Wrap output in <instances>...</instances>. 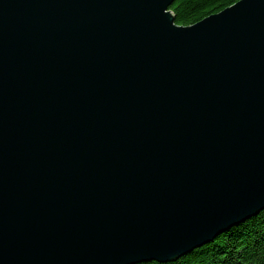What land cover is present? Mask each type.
<instances>
[{"label":"water","instance_id":"1","mask_svg":"<svg viewBox=\"0 0 264 264\" xmlns=\"http://www.w3.org/2000/svg\"><path fill=\"white\" fill-rule=\"evenodd\" d=\"M0 0V264L172 263L264 210V0Z\"/></svg>","mask_w":264,"mask_h":264},{"label":"trees","instance_id":"2","mask_svg":"<svg viewBox=\"0 0 264 264\" xmlns=\"http://www.w3.org/2000/svg\"><path fill=\"white\" fill-rule=\"evenodd\" d=\"M240 0H175L170 10L179 26H191ZM140 264H161L147 262ZM167 264H264V210L211 243Z\"/></svg>","mask_w":264,"mask_h":264},{"label":"rangeland","instance_id":"3","mask_svg":"<svg viewBox=\"0 0 264 264\" xmlns=\"http://www.w3.org/2000/svg\"><path fill=\"white\" fill-rule=\"evenodd\" d=\"M235 227H236V226H235ZM233 228H234V227H233ZM231 229H232V228H231ZM231 229H230V230H231ZM228 231H229V230H228Z\"/></svg>","mask_w":264,"mask_h":264}]
</instances>
